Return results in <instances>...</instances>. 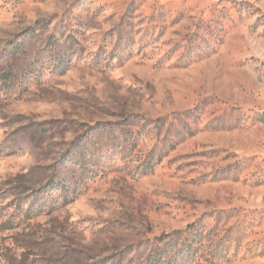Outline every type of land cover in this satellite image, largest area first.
<instances>
[{
	"label": "rangeland",
	"instance_id": "1",
	"mask_svg": "<svg viewBox=\"0 0 264 264\" xmlns=\"http://www.w3.org/2000/svg\"><path fill=\"white\" fill-rule=\"evenodd\" d=\"M193 224V264H264V0H0V264Z\"/></svg>",
	"mask_w": 264,
	"mask_h": 264
},
{
	"label": "trees",
	"instance_id": "2",
	"mask_svg": "<svg viewBox=\"0 0 264 264\" xmlns=\"http://www.w3.org/2000/svg\"><path fill=\"white\" fill-rule=\"evenodd\" d=\"M204 228L193 224L188 231L159 238L143 264H193L196 250L201 245ZM161 243V244H160Z\"/></svg>",
	"mask_w": 264,
	"mask_h": 264
}]
</instances>
